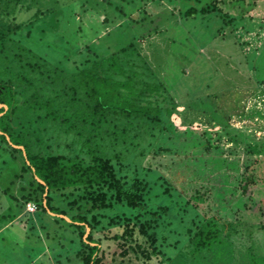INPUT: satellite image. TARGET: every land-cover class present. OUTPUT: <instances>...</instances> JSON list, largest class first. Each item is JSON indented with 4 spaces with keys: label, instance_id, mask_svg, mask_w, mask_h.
Wrapping results in <instances>:
<instances>
[{
    "label": "rangeland",
    "instance_id": "rangeland-1",
    "mask_svg": "<svg viewBox=\"0 0 264 264\" xmlns=\"http://www.w3.org/2000/svg\"><path fill=\"white\" fill-rule=\"evenodd\" d=\"M123 1L27 0L7 2L6 7V1H0V29L7 28L15 40L20 30L14 26L36 13L38 19L23 30L29 36L20 35L19 40L67 72L80 64L76 55L81 49L87 47L101 57L132 44L173 102L163 130L153 138L140 127L132 130L134 149L120 155L121 161L137 167L134 176L148 183L143 206L131 210L113 205L100 212L104 216L100 227L110 228L109 219L142 220L161 204L169 212L160 213H173L197 189L207 193L203 205L210 204L208 215H216L218 223L232 231H227L228 242L216 244L205 260L187 254L189 246L176 236L173 264H225L223 247H234L235 258L247 248L259 251L264 244V0ZM209 1L217 12L183 16V10L204 7ZM158 101L165 105L161 98ZM203 141L238 166L236 172L225 171L231 177L227 191H233L227 202L212 185L218 180L209 182L207 177L213 175L201 174L199 165L191 162ZM8 151L0 150V264H79L78 238L72 229L49 213H24L22 195L27 193L30 173L19 172L22 158ZM245 160L250 162L247 169ZM243 177L250 186L241 194ZM254 184L261 186L260 194L249 190ZM165 187L171 195L164 194ZM65 204L57 203L68 211ZM162 231L163 244L171 243L174 238ZM93 236L101 240L108 264L113 244L101 232Z\"/></svg>",
    "mask_w": 264,
    "mask_h": 264
},
{
    "label": "trees",
    "instance_id": "trees-1",
    "mask_svg": "<svg viewBox=\"0 0 264 264\" xmlns=\"http://www.w3.org/2000/svg\"><path fill=\"white\" fill-rule=\"evenodd\" d=\"M4 1L6 7L7 2L27 0ZM211 12L217 10L209 1L204 7H189L182 14L189 17ZM37 19L34 13L26 22L16 24L14 28L20 31L15 40L8 36L7 28L0 29V105L5 107H0V150L6 148L9 155L18 154L23 160L19 172L30 173L23 203H34L35 211L52 213L54 221H61L74 231L79 264H106L101 240L93 236L99 232L114 246L108 264H173L171 251L179 245L178 236L182 238L180 242L189 246L187 254L205 260L216 244L228 242L227 231L232 229L218 223L216 215H208L210 204L203 205L207 193L200 194L197 189L191 190L190 197L181 202L183 205L174 214L160 213L168 210L161 204L142 220L109 219L110 228L100 227V219L104 218L100 212L113 205L131 210L143 206L148 183L134 176L137 167L121 161L120 155L134 149L132 130L140 127L151 138L160 133L172 113L173 102L132 44L101 57L87 47L81 49L76 55L81 62L74 65L72 72L62 69L59 62L49 63L19 40L20 35L29 36L23 30L30 29L27 26ZM191 162L199 165L201 174L213 175L207 177L209 182L218 180L212 184L217 185L213 191L227 202L233 191H227L231 177L225 171L236 172L238 166L221 149L211 148L204 141L198 144ZM249 164L245 160L244 169ZM245 179L239 185L241 194L248 192L250 186ZM254 185L249 190L260 194L261 186ZM164 194L171 195L169 187L164 188ZM63 200L68 211L57 205ZM187 213L189 217L184 218ZM85 228L88 233L83 238ZM112 228H119V232H107ZM162 228L174 238L171 243L163 244ZM222 249L227 251L221 254L225 264L223 257L228 259L229 255L228 264H264V244L259 251L247 248L237 258L231 252L234 247Z\"/></svg>",
    "mask_w": 264,
    "mask_h": 264
},
{
    "label": "water",
    "instance_id": "water-1",
    "mask_svg": "<svg viewBox=\"0 0 264 264\" xmlns=\"http://www.w3.org/2000/svg\"><path fill=\"white\" fill-rule=\"evenodd\" d=\"M0 107H2L3 109L5 108L3 105H0ZM1 115V114H0ZM7 139V138H6ZM12 147H14V148H18V149H20V150H22V147H20V146H13L12 145ZM23 154V153H22ZM40 184H42V182L40 181V180H37ZM49 213V212H48ZM50 215H53L52 213H49ZM58 217H60V218H62V219H64L65 221H69L65 216H62V215H57ZM87 232H88V229L87 228H85V233H84V235H83V238L86 236V234H87Z\"/></svg>",
    "mask_w": 264,
    "mask_h": 264
},
{
    "label": "built area",
    "instance_id": "built-area-1",
    "mask_svg": "<svg viewBox=\"0 0 264 264\" xmlns=\"http://www.w3.org/2000/svg\"><path fill=\"white\" fill-rule=\"evenodd\" d=\"M24 211L27 213H33L35 211L34 204L27 202L24 204Z\"/></svg>",
    "mask_w": 264,
    "mask_h": 264
},
{
    "label": "crops",
    "instance_id": "crops-1",
    "mask_svg": "<svg viewBox=\"0 0 264 264\" xmlns=\"http://www.w3.org/2000/svg\"><path fill=\"white\" fill-rule=\"evenodd\" d=\"M24 213H27V212L24 211ZM28 214H29V213H28ZM50 216L53 217V215H50ZM84 233H85V232H84ZM83 235H84V234H83Z\"/></svg>",
    "mask_w": 264,
    "mask_h": 264
}]
</instances>
